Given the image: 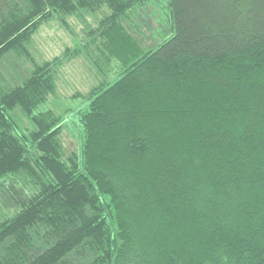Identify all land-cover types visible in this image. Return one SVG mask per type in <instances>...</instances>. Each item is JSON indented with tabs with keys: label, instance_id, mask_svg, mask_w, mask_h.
Returning <instances> with one entry per match:
<instances>
[{
	"label": "trees",
	"instance_id": "obj_1",
	"mask_svg": "<svg viewBox=\"0 0 264 264\" xmlns=\"http://www.w3.org/2000/svg\"><path fill=\"white\" fill-rule=\"evenodd\" d=\"M152 1L0 0V64L93 14L104 72L66 153L50 63L0 69V264H264V0H162L151 38Z\"/></svg>",
	"mask_w": 264,
	"mask_h": 264
},
{
	"label": "rangeland",
	"instance_id": "obj_2",
	"mask_svg": "<svg viewBox=\"0 0 264 264\" xmlns=\"http://www.w3.org/2000/svg\"><path fill=\"white\" fill-rule=\"evenodd\" d=\"M152 2V8L139 12L135 8L133 14L135 25L143 26L145 36L151 38L159 28V21L166 24L154 11L163 10V1ZM98 18L97 15H87L86 23H82L72 16L65 19V24L56 17L44 19L31 35L26 46L28 54L19 58L9 56L0 64L3 77L11 80L26 76L34 69V62L38 65L50 63L55 74L56 94L40 105L38 110L52 109L61 115V141L66 153L77 151L81 146L76 112L87 107L84 97L86 99L89 89L103 80L104 72L101 74L96 66L102 44L98 48L100 41L96 43L92 34ZM117 67L116 62L112 63L111 71ZM111 71L106 70L110 73L109 77L115 76Z\"/></svg>",
	"mask_w": 264,
	"mask_h": 264
}]
</instances>
